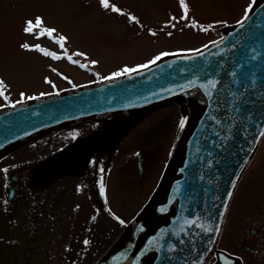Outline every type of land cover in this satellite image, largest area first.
I'll list each match as a JSON object with an SVG mask.
<instances>
[{"label":"rangeland","instance_id":"1","mask_svg":"<svg viewBox=\"0 0 264 264\" xmlns=\"http://www.w3.org/2000/svg\"><path fill=\"white\" fill-rule=\"evenodd\" d=\"M253 1L185 0L189 19L183 20L179 0H109L110 6H117L123 14L111 11V7L104 9L99 0H0V80L9 97L7 101L0 97V105L15 103L22 92L26 97H40L41 93L93 84L125 66L145 64L163 52L199 49L219 38L226 26L237 23ZM36 16L43 17V26L56 32L39 38L23 33L24 21ZM129 16L136 20L130 22ZM193 21L196 27L185 26ZM208 25L213 27L200 30ZM61 35L67 37L63 48L57 43ZM21 43L39 44L60 58L21 49ZM120 117L111 114L49 129L0 153V170L9 166L8 170L26 175L19 184L15 205L8 209L0 206V264H94L122 237L160 186L192 121L184 99L146 108L132 116L133 124L121 133L103 130L98 138L101 162L97 187L91 175V150L80 164L65 168L63 181L46 185L52 154L63 153L85 138L91 128L103 129ZM182 117L186 118L183 129L179 127ZM262 144L259 152L264 150ZM137 150L144 155L143 177ZM256 167L257 154L233 195L235 202L243 198L249 184L257 188L260 176L254 171ZM35 168L42 177L33 179ZM58 182L67 185L63 194ZM5 183V173L0 171V195L7 190ZM60 197L64 199L58 212L65 209L66 216L60 213L52 218V204ZM41 199L43 211L37 215L35 206ZM229 218H239L238 212L231 211ZM85 239L88 245H84Z\"/></svg>","mask_w":264,"mask_h":264},{"label":"water","instance_id":"2","mask_svg":"<svg viewBox=\"0 0 264 264\" xmlns=\"http://www.w3.org/2000/svg\"><path fill=\"white\" fill-rule=\"evenodd\" d=\"M250 17L244 27L237 23L226 26L221 36L223 43L216 46L208 43L207 49L199 48L203 50V57L192 51L174 53L138 72L0 110L1 153L55 126L110 113L136 112L177 97L187 102L192 121L180 141L169 173L130 230L99 264H124L128 260L133 264L137 256L136 264L207 263L232 198H227L226 192L234 193L263 138L259 133L264 131V0H254ZM221 37L214 41H220ZM252 55L257 58L248 59ZM200 59L211 62L209 75L221 82L211 98L198 87L206 82L207 76L198 71H180ZM233 70L237 72L236 77L229 75ZM233 79L242 84H233ZM253 79L254 88L250 86ZM192 80H196V86H190ZM229 91L244 95L233 104ZM236 107L239 112L235 111ZM225 202L227 210L223 207ZM216 210L223 212V216L210 215ZM196 217H199L198 223L211 224L213 230L219 224V232L205 235L195 225L188 227L185 220ZM176 232L180 233L179 237L174 235ZM161 234L176 245V251H156L164 241H150Z\"/></svg>","mask_w":264,"mask_h":264},{"label":"flooded vegetation","instance_id":"3","mask_svg":"<svg viewBox=\"0 0 264 264\" xmlns=\"http://www.w3.org/2000/svg\"><path fill=\"white\" fill-rule=\"evenodd\" d=\"M139 112L141 111L135 113L139 115ZM131 114L133 113L121 114L117 123H106L103 129L100 127L91 128L87 131L85 138L77 140L72 147L65 149L63 153L52 154L46 172V185L51 187L57 181H63L65 168L80 164L84 160L85 154L91 150L93 155L91 175L94 178V185L97 187L99 182L98 172L101 162V148L98 138L104 131L119 133L125 130L131 122L130 118L133 116ZM262 143H264V138L260 146L263 145ZM260 146L256 152L257 167L254 168L256 174L260 176L258 179L260 182H258L256 189H254L251 184L246 186L244 189L245 194L241 200L235 202L234 197L232 198L216 248L208 259L207 264H264V150L259 152ZM135 154L138 159L140 177H143L145 170L143 151L137 150ZM8 167L6 168L8 169ZM248 169L244 174H247ZM31 175L33 179L43 176L36 168L34 174ZM25 177L26 175H23L22 172L7 171L5 174L7 190L0 195L1 207H6L8 209L15 205L20 192L19 184L21 181L25 180ZM58 186L63 188L61 194L67 189L65 188L67 186L65 183L58 182ZM11 189H13V196L10 198L9 193ZM254 191L258 194L253 195L252 193ZM97 193L99 194L98 190ZM63 199L64 197H60L52 204V218L55 214L62 213L65 215V209L58 212L59 203ZM43 205L42 199L36 202L35 213L37 215L42 213ZM231 211L238 212L239 218H229ZM76 222H78V216ZM12 225H10L11 228H14ZM74 228L78 229L77 223Z\"/></svg>","mask_w":264,"mask_h":264},{"label":"snow or ice","instance_id":"4","mask_svg":"<svg viewBox=\"0 0 264 264\" xmlns=\"http://www.w3.org/2000/svg\"><path fill=\"white\" fill-rule=\"evenodd\" d=\"M99 2L101 4V6L104 9H106V10L111 7V11L123 14L121 12V10L117 6H115V5H111L110 6L109 0H99ZM179 3H180V5L183 8V15L180 17V19L188 20L189 19V17H188V6L185 4V0H179ZM251 11H252V3H250L245 8L244 15L242 16V18L239 21H237V24L240 25L241 27H244L245 23L252 19L250 17V12ZM171 19L175 20L176 18L172 17ZM129 20H130V22L131 21H135L136 18L132 17V16H129ZM217 23H226V22H217ZM43 25H44L43 17L36 16L34 20L33 19H26L24 21V26L22 28V31H23V33H25L27 35L35 36L37 38H39L41 36H52V34L56 32L55 28L44 27ZM172 26L175 27L174 24ZM185 26L196 27L197 25L193 21L190 25H185ZM211 27H213V25H208L206 27L205 26H200V30L208 31ZM152 34L154 35L155 33H152ZM169 35H171V33H169ZM66 40H67V37L61 35V36H59V39H58L57 43H59L60 47L63 48L64 47V42ZM223 42H224V38L221 37L220 41H211L210 44H212L213 46H216V45L221 44ZM235 43H237V42H232L233 45H235ZM19 47L21 49L28 50V51H43L45 55H51L53 59H59L60 58L55 53H50V52H47V51L43 50L39 44H34V45L30 46L28 43H21L19 45ZM208 47H209V45H204L203 46L204 49H207ZM190 51L198 54V56H200V57H203V50L202 49H193V50H190ZM77 55H83V54L82 53H77ZM168 55H175V54L174 53L170 54V53H167V52L160 53L159 55L155 56L152 60L148 61L145 64L137 65L135 67L125 66V67L121 68L120 70L111 73L109 76L104 77V79L105 80H113V79H115L117 77L125 76L127 74L134 73V72H138L141 69L148 68L150 65L155 64L157 61L161 60L162 57L168 56ZM256 58H257L256 55H252L248 59L255 60ZM69 59H71V57H69ZM246 62L247 61H244L243 63H246ZM91 63L95 64L96 61H92ZM80 66L81 67H86L87 65H80ZM239 66H242V65H238V67ZM190 70L191 71H198L199 73H202V74H204L205 76L208 77L206 79V82L199 84L198 87L203 89L204 90V94L206 96H208L209 98H211L213 96L214 92L216 91L218 85L221 83L219 80L213 79L209 75V73L211 71V62L206 60V59H200L198 62H194L189 68H181L180 69V71L182 73L185 72V71H190ZM229 75L232 76V77H236L237 72L235 70H233L232 72L229 73ZM198 79H199V76L196 77V80H198ZM196 80L190 81V86H196ZM46 82L51 83V81L47 80V78H46ZM232 83L233 84H237L238 86H240L242 84L241 81L236 80V79H233ZM255 83H256V81H255V79H253L251 81V85L250 86L254 88L255 87ZM228 94H229V96H231L233 98V100L231 101L233 104H236L237 101H239L240 97L242 95H244V93L236 92V91H229ZM40 95L42 96V95H46V94L45 93H41ZM0 97H3V99L5 101H7L9 99V97L6 95L5 90H4V81L3 80H0ZM38 98L39 97H36V96H27L26 97L25 93L22 92V93H20V99L17 100L15 103L11 104L10 106L15 108L17 104L24 103L25 99L32 100V99H38ZM4 106H8V105H0V107H4ZM235 111L239 112L240 111L239 107H236ZM212 119L217 124L220 123V121L217 120L215 116H213ZM185 124H186V118L182 117L180 119V121H179V127L181 129H183L185 127ZM213 132H215L214 129H213ZM215 134L219 135V133H215ZM259 135L260 136H264V131H261L259 133ZM73 138H75V135H73ZM205 139H207V137H205ZM197 151H199V149H197ZM208 154L211 155V153H208ZM209 164H211V161H209ZM0 171H2L3 173L6 174L8 169L5 168V169H2ZM101 172H103V169H101ZM200 178L203 179L202 176ZM235 183H236L235 180L231 181V185H232L233 188L235 187ZM177 191L179 192V187L177 188ZM101 192H103V187H101ZM232 195H233V193L231 191H227L226 192V197L227 198H231ZM223 207H224L225 210H227V202L224 203ZM212 214H215V215H217L219 217L223 216V212H219L218 210H216L214 213H210V215H212ZM93 219H95V217H93ZM198 219H199V217H196L194 219H187V220H185V223L188 225V227H192L193 225H195L196 227L200 228L201 231L205 235L208 234L209 232H212V231L219 232V230H220L219 229V224H217L216 228L213 230L211 224L198 223ZM120 223L123 224L124 222L121 220ZM182 231H183V229H182ZM174 235L179 237L180 233L176 232V233H174ZM157 239L163 240L164 242L160 244L159 248H157L156 251L159 252L161 249H164L166 252L176 251V245L172 244V243H169L167 240H165L163 234H161L160 237H158V238L157 237H153L152 240L150 241V243H154ZM83 243H84V245H88L90 242L87 239H85L83 241ZM180 243L183 244L184 241L180 240ZM138 259H139V256H137L135 258V260L133 261V264H136V261Z\"/></svg>","mask_w":264,"mask_h":264}]
</instances>
